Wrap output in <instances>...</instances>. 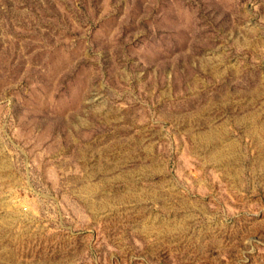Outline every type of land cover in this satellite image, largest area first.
<instances>
[{"label": "rangeland", "instance_id": "374dc122", "mask_svg": "<svg viewBox=\"0 0 264 264\" xmlns=\"http://www.w3.org/2000/svg\"><path fill=\"white\" fill-rule=\"evenodd\" d=\"M0 264H264V0H0Z\"/></svg>", "mask_w": 264, "mask_h": 264}]
</instances>
